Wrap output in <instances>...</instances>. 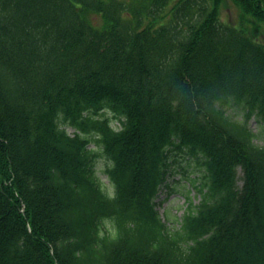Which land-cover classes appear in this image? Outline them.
I'll use <instances>...</instances> for the list:
<instances>
[{
    "label": "trees",
    "instance_id": "trees-1",
    "mask_svg": "<svg viewBox=\"0 0 264 264\" xmlns=\"http://www.w3.org/2000/svg\"><path fill=\"white\" fill-rule=\"evenodd\" d=\"M227 1L0 0V264H264V0Z\"/></svg>",
    "mask_w": 264,
    "mask_h": 264
},
{
    "label": "rangeland",
    "instance_id": "rangeland-1",
    "mask_svg": "<svg viewBox=\"0 0 264 264\" xmlns=\"http://www.w3.org/2000/svg\"><path fill=\"white\" fill-rule=\"evenodd\" d=\"M127 1V0H125ZM221 16L226 21H236L239 15V11L233 5L231 0H228L226 5L221 9ZM261 35L258 40L264 43V28L261 31ZM227 114L231 118L240 120L241 111L236 107L228 108ZM100 115L105 117H111L110 113L107 111H102ZM249 128L256 135L254 140L258 145H264V124L258 121L256 118L252 117L249 120ZM69 132H73V129L68 128ZM93 146V144H91ZM171 172L168 177L167 185L168 187H162L159 190L158 198L155 200L156 208L158 213L165 219L167 226L170 229L179 227V221L182 215L185 213L186 209L189 207V202L197 204L199 201V196L197 191L186 182L185 176L189 174L190 179L196 178V172L193 173V160L190 159L184 152H176L171 157ZM103 164L98 163L96 166V172H98L100 180L107 183L106 176L102 172ZM239 176L241 173L239 172ZM189 199V201H188Z\"/></svg>",
    "mask_w": 264,
    "mask_h": 264
}]
</instances>
